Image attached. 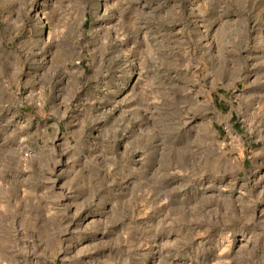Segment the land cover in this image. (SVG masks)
Masks as SVG:
<instances>
[{
    "label": "rangeland",
    "instance_id": "rangeland-1",
    "mask_svg": "<svg viewBox=\"0 0 264 264\" xmlns=\"http://www.w3.org/2000/svg\"><path fill=\"white\" fill-rule=\"evenodd\" d=\"M0 264H264V0H0Z\"/></svg>",
    "mask_w": 264,
    "mask_h": 264
}]
</instances>
